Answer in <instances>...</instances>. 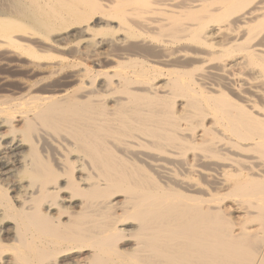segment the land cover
<instances>
[{
	"label": "bare ground",
	"instance_id": "bare-ground-1",
	"mask_svg": "<svg viewBox=\"0 0 264 264\" xmlns=\"http://www.w3.org/2000/svg\"><path fill=\"white\" fill-rule=\"evenodd\" d=\"M0 264H264V0H0Z\"/></svg>",
	"mask_w": 264,
	"mask_h": 264
}]
</instances>
